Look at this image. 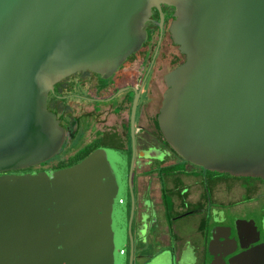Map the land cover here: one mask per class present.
I'll use <instances>...</instances> for the list:
<instances>
[{"label": "water", "instance_id": "obj_1", "mask_svg": "<svg viewBox=\"0 0 264 264\" xmlns=\"http://www.w3.org/2000/svg\"><path fill=\"white\" fill-rule=\"evenodd\" d=\"M127 111L170 156L264 179V0H0V172L85 156L99 119ZM107 157L0 176V264H122L124 177ZM229 253L209 264L249 260Z\"/></svg>", "mask_w": 264, "mask_h": 264}, {"label": "flooded vegetation", "instance_id": "obj_2", "mask_svg": "<svg viewBox=\"0 0 264 264\" xmlns=\"http://www.w3.org/2000/svg\"><path fill=\"white\" fill-rule=\"evenodd\" d=\"M99 121L102 143L89 154L62 164L63 166L2 171L0 176L35 175L40 171L50 175L53 171L76 164L95 150L104 148L109 152V162L113 160L114 163H122L123 177L128 163L132 164L130 175L133 174L134 167L136 170L135 193L131 180L127 182L132 192L129 225L133 242L138 239L144 245H133L132 264H168L169 256L175 264H179L185 253L189 258L199 257L197 264H209L212 257H221L227 252L230 253L225 259L234 256V260L236 255L245 254L244 259H249V262L244 264L263 262L264 179L207 170L170 156L145 116L127 111ZM177 164H184V168L174 169ZM152 178L156 179L158 190L163 189V216L151 193ZM187 216H198L202 228L184 236L180 233L177 222ZM163 222L171 227L175 239L193 243L198 239L201 243L191 246L185 244L172 251L159 250L153 242L158 236H167L162 228ZM132 225H135L134 232ZM5 229L4 227V231ZM7 233L10 236V232ZM5 236V232L0 233V256L6 255L13 248L4 246L3 242L8 241L4 239ZM19 241L15 235L14 244ZM16 248L18 249L17 245ZM163 252L166 253L165 258L154 262L156 254Z\"/></svg>", "mask_w": 264, "mask_h": 264}, {"label": "rangeland", "instance_id": "obj_3", "mask_svg": "<svg viewBox=\"0 0 264 264\" xmlns=\"http://www.w3.org/2000/svg\"><path fill=\"white\" fill-rule=\"evenodd\" d=\"M131 165H132L131 163H128L127 166L125 167V174H124V186L125 187L124 189L121 191H118L115 195V201L117 202L119 200L118 202L124 205V211H125V216H124V221H123L124 239H121V243H119L117 246V248L119 247L124 248V252H120L119 254L122 264H128V260L130 256V242H129V239H127V237L129 236L128 226H129V220H130L131 211H132L131 210L132 209V192L130 191V188L128 187L129 184L127 186V182L129 183V181L131 180L133 184L134 193H135V182H136L135 167L133 170V174L130 175ZM183 168H184V164H177L176 166H174V169L176 170L178 169L182 170ZM119 198H121V200ZM197 222H199L198 216H195V217L187 216V217H183V219L180 218V221L177 222V227L179 228L180 233L186 236L193 232L194 225ZM134 227L132 225V232H134ZM138 242H139L138 239H134L133 245L138 244ZM167 262L168 264H175V262L172 261L171 256L167 258ZM188 264H191V263H188Z\"/></svg>", "mask_w": 264, "mask_h": 264}, {"label": "crops", "instance_id": "obj_4", "mask_svg": "<svg viewBox=\"0 0 264 264\" xmlns=\"http://www.w3.org/2000/svg\"><path fill=\"white\" fill-rule=\"evenodd\" d=\"M151 193L155 199V202H157V207L158 209L160 210V213L161 215L164 213V208L161 206V202H162V190H158L157 188V182H156V179L152 178V182H151ZM163 216V215H162ZM161 216V219L163 220V217ZM163 230L165 231L166 233V237L162 238L160 236L157 237V239L153 242L155 245V247H157L159 250H168V251H172V250H177V248L180 246L181 248L186 244V245H190L191 244H200V240H194L196 241L195 243H193L192 241H188V240H182V239H175V237L173 236V233L171 231V227L168 226V224H166V222L164 223L163 222ZM200 228V224L199 222H197L195 225H194V228H193V232H197ZM190 239V238H189ZM192 240V239H190ZM191 242V243H190ZM141 245H144V242L143 241H139L138 244H136V247L138 246H141ZM173 248V249H172ZM198 258V259H196ZM190 261L189 263L191 264H197L199 263V257H191L189 258Z\"/></svg>", "mask_w": 264, "mask_h": 264}, {"label": "trees", "instance_id": "obj_5", "mask_svg": "<svg viewBox=\"0 0 264 264\" xmlns=\"http://www.w3.org/2000/svg\"><path fill=\"white\" fill-rule=\"evenodd\" d=\"M61 165H62V164H61ZM62 166H63V165H62ZM121 250H123V251H124V248H123V249L121 248ZM121 250H120V252H121Z\"/></svg>", "mask_w": 264, "mask_h": 264}, {"label": "built area", "instance_id": "obj_6", "mask_svg": "<svg viewBox=\"0 0 264 264\" xmlns=\"http://www.w3.org/2000/svg\"><path fill=\"white\" fill-rule=\"evenodd\" d=\"M121 252H123V250H121Z\"/></svg>", "mask_w": 264, "mask_h": 264}]
</instances>
